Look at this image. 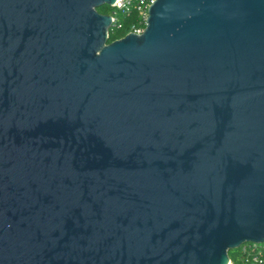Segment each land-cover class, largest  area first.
Returning <instances> with one entry per match:
<instances>
[{"label":"water","instance_id":"obj_1","mask_svg":"<svg viewBox=\"0 0 264 264\" xmlns=\"http://www.w3.org/2000/svg\"><path fill=\"white\" fill-rule=\"evenodd\" d=\"M0 0V264H230L264 243V0Z\"/></svg>","mask_w":264,"mask_h":264},{"label":"built area","instance_id":"obj_2","mask_svg":"<svg viewBox=\"0 0 264 264\" xmlns=\"http://www.w3.org/2000/svg\"><path fill=\"white\" fill-rule=\"evenodd\" d=\"M153 1L154 0H115L114 4L111 5L113 7L112 13L110 14L113 21L111 28L115 26L118 28L123 27L122 23L118 21V14L120 12L123 14H131L132 11L135 10L139 13V19L131 25L127 33L131 31L141 34L146 27L148 9ZM262 245H264V243L247 242L241 245V250L247 257L250 256V251L253 250V260H257V258L263 254L264 249Z\"/></svg>","mask_w":264,"mask_h":264},{"label":"trees","instance_id":"obj_3","mask_svg":"<svg viewBox=\"0 0 264 264\" xmlns=\"http://www.w3.org/2000/svg\"><path fill=\"white\" fill-rule=\"evenodd\" d=\"M113 7L108 4H104L97 7V10L104 14H111ZM118 21L122 23L123 27H112L109 30V41H113L119 37L124 36L131 28V25L139 19V13L137 11H132L131 14H118ZM263 249H264V245ZM241 246L231 249L229 251V256L231 260V264H264V251L263 254L257 258V260H253V250L250 251V256L244 255ZM247 257V258H246ZM248 259V260H247Z\"/></svg>","mask_w":264,"mask_h":264}]
</instances>
